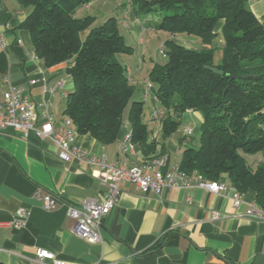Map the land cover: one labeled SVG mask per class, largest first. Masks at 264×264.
<instances>
[{
	"label": "crops",
	"instance_id": "1",
	"mask_svg": "<svg viewBox=\"0 0 264 264\" xmlns=\"http://www.w3.org/2000/svg\"><path fill=\"white\" fill-rule=\"evenodd\" d=\"M247 5L264 26V0H247ZM30 12L31 8L22 7L16 0H0V39L5 44L2 48L0 41V52L6 54L8 61L7 73L0 76V106L3 93L10 86L20 87L23 98L36 105L39 120L45 105L61 120L67 95L74 88L66 72L72 62L49 68L36 57L29 31L20 27ZM99 13L105 15V21L110 17L118 20L126 43V35L137 39L138 42L127 43L133 52L120 54L119 60L141 94L138 101L151 100L150 112L144 116L150 130L149 142L155 140L159 147L164 146L169 167L180 164L183 128L192 127L190 144L198 146L200 133L198 137L194 133L200 132L203 118L199 112L187 111L179 129L163 138L161 123L152 117V109L162 106L153 96L144 98L145 82L156 63L152 58L147 61L145 48L152 34L161 31L154 28L151 15L136 16L132 0H91L74 14L97 19ZM217 31L221 33V25ZM215 42L222 48L221 35ZM220 59L215 54V64ZM32 80L37 82L32 84ZM49 88L54 91L51 93ZM126 132L127 120L113 144L104 145L82 134H77L73 143L91 155H103L114 162ZM150 157L154 156L145 157L138 148L132 162L142 164ZM219 182L231 187L226 176ZM104 189L88 165L62 161L52 141H41L34 133L24 138L13 128L0 131V260L4 264H38V249L50 251L51 263L57 264H255L257 257H264V221H251L244 216L248 206L256 202L253 190L244 194L240 208H234L225 193L215 194L195 183L166 191L161 197L144 194L136 184L126 183L121 186L116 206L102 221L98 231L102 241L90 243L73 233L75 220L69 216L66 203L78 205L87 198L99 197ZM37 190L42 196L57 197V207L44 209L34 197ZM21 208L28 214L17 226L15 216ZM213 211L219 212L220 218L211 219Z\"/></svg>",
	"mask_w": 264,
	"mask_h": 264
},
{
	"label": "trees",
	"instance_id": "2",
	"mask_svg": "<svg viewBox=\"0 0 264 264\" xmlns=\"http://www.w3.org/2000/svg\"><path fill=\"white\" fill-rule=\"evenodd\" d=\"M16 1L31 8L20 27L29 31L36 57L49 68L72 62L66 72L74 88L67 95L64 116L72 120L77 134L113 144L127 120L135 151L141 149L145 157L163 154L164 146L149 142L145 101H132L136 87L119 55L133 48L118 20L110 17L93 28L94 16L76 17V9L91 0ZM132 1L137 17L157 16L156 30L195 36L202 46L166 40V62L155 63L149 74L152 93L166 111L163 138L179 129L185 112H199L203 118L199 145L182 141L179 168L209 182L226 176L239 193L253 190L264 209V26L247 0ZM219 35L222 59L215 64ZM7 71V56L0 52V76ZM249 157H254L251 164Z\"/></svg>",
	"mask_w": 264,
	"mask_h": 264
},
{
	"label": "built area",
	"instance_id": "3",
	"mask_svg": "<svg viewBox=\"0 0 264 264\" xmlns=\"http://www.w3.org/2000/svg\"><path fill=\"white\" fill-rule=\"evenodd\" d=\"M1 47L4 48V40L0 39ZM37 81L32 80L35 84ZM52 93L54 88H49ZM149 95L156 97L152 93V83L147 82L144 90V98ZM157 100V99H156ZM152 117L161 123L165 117V110L162 107L152 109ZM9 128L15 129L22 137L27 138L30 133L41 141L50 140L56 147L58 157L65 163L77 161L84 163L91 169V174L104 187V191L99 197L85 199L80 204L66 203L67 212L75 220L73 233L90 243L102 241L99 234L103 219L114 209L120 195L121 186L126 183H133L144 194H154L161 197L166 191L177 188L192 187L193 183L197 187L207 189L215 194L225 193L233 202L234 208H240L244 204V195L239 193L234 187L217 181H204L199 175H189L179 168V164L168 166V156L148 158L142 164L132 162V155L135 147L131 142L129 131L119 142L118 159L109 162L103 155H91L74 145V138L77 135L72 120L64 116L57 120L45 105L42 110V118L39 120L37 107L34 103L26 100L22 96L20 87L10 86L4 93L0 106V131ZM193 130L190 127L183 129V142L188 144L192 140ZM34 197L42 202L43 208L53 210L58 205V198L52 195L42 196L37 190ZM27 210L21 208L17 211L14 224L22 225L27 217ZM220 213L213 211L211 219L220 218ZM244 216L256 222L264 221V209L254 202L251 203ZM53 254L46 249H38L35 253V262L38 264L51 263Z\"/></svg>",
	"mask_w": 264,
	"mask_h": 264
},
{
	"label": "rangeland",
	"instance_id": "4",
	"mask_svg": "<svg viewBox=\"0 0 264 264\" xmlns=\"http://www.w3.org/2000/svg\"><path fill=\"white\" fill-rule=\"evenodd\" d=\"M87 12H88L87 14H89L92 11H87ZM115 12H118V11H115ZM97 16L98 17H97V19H96V21H95V23L93 25V28L99 27L105 22L106 18L104 17L105 16L104 14L99 13ZM114 16H117V13H115ZM150 17H152L153 19L157 18V16L155 14H152ZM122 32H124V30H122ZM152 35L153 36H151L152 39H151L150 44L147 45V47L145 48L146 49L145 57H146L148 62H149V58H152L157 64H164L166 62V57H165L166 47L164 46V42L166 40H168V39H174L175 41H177L178 43H180L182 45L193 47V48H196V49L201 46L200 40L197 37H195V36H188L186 34H178V35L172 36V35H170V34H168L166 32H163V31L157 32V33H153ZM85 37H86V35H83V38H85ZM126 39H127V43L128 44H132L135 41H137V39H132L128 35H126ZM214 44H215V46L217 48L216 49V53H215L216 54V59L217 60H219L220 58L222 59V51L220 50L221 48L218 47V43L217 42H215ZM135 48H138V47H135ZM148 81H149V79L145 82V88H146V85H147ZM151 97H152V95H150V98ZM139 99H142L141 98V94H140L139 90L136 89V92H135V94H134V96L132 98V101H138ZM151 106L152 105H151V100L150 99L148 101H145V109H146L145 113L146 114H148L150 112ZM165 113H166V111H165ZM183 124H185V122H183ZM190 128H192V127H190ZM199 133H200L199 131H196L194 133V137H198ZM163 155H165V154H163ZM261 155L262 154H260V156ZM253 158L254 157H249L248 158V162L250 164L253 161Z\"/></svg>",
	"mask_w": 264,
	"mask_h": 264
},
{
	"label": "water",
	"instance_id": "5",
	"mask_svg": "<svg viewBox=\"0 0 264 264\" xmlns=\"http://www.w3.org/2000/svg\"><path fill=\"white\" fill-rule=\"evenodd\" d=\"M206 68L217 73V74H220V75L224 74L223 71L219 70L216 67L206 66ZM255 264H264V257H262V256L257 257Z\"/></svg>",
	"mask_w": 264,
	"mask_h": 264
}]
</instances>
